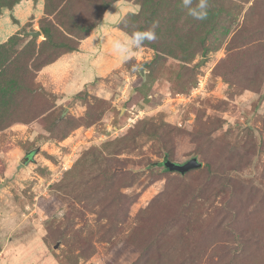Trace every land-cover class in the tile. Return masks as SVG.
I'll use <instances>...</instances> for the list:
<instances>
[{
    "label": "rangeland",
    "instance_id": "1",
    "mask_svg": "<svg viewBox=\"0 0 264 264\" xmlns=\"http://www.w3.org/2000/svg\"><path fill=\"white\" fill-rule=\"evenodd\" d=\"M41 1L10 57L43 43L23 37L46 25ZM99 1L130 12L100 36L94 16L49 79L0 57L14 87L0 93V264H264V0H211L203 21L179 0ZM154 21L156 41L109 55ZM192 158L183 174L162 165Z\"/></svg>",
    "mask_w": 264,
    "mask_h": 264
},
{
    "label": "trees",
    "instance_id": "2",
    "mask_svg": "<svg viewBox=\"0 0 264 264\" xmlns=\"http://www.w3.org/2000/svg\"><path fill=\"white\" fill-rule=\"evenodd\" d=\"M22 0H13L11 3L7 0H4L2 3H0V10L7 8V9H12L16 4H18ZM88 1L90 0H82V4H74V0H60L59 3L51 8L52 1L51 0H44V18L41 19L45 20L46 25L40 26V32L44 37L43 43L39 46H35L34 44L27 43L23 47H21L16 55L10 57L8 52L5 50L8 47L9 43L15 42L19 40V32L23 30V27L21 30L18 32V34H14L10 36L7 41L3 44H0V57L2 60L6 61V63L9 65L11 62L13 63V70H17V62L12 61L16 57H19L20 59L21 56L25 57L24 61L20 62V71H21V77L23 78H29V76L37 74L41 69L45 68L46 66H49L53 64L56 60H58L61 56L67 53L75 52L76 51V46L70 44L72 43L70 40L74 38L75 42L78 43L79 40H82L83 38L86 37V35L92 31V20L94 19V16L99 14V21H97L96 26H99L103 20V15L104 12L108 7L112 5L111 4H104L101 3L99 0H97L95 3H93L92 6H88L85 4V2L88 4ZM63 2V3H60ZM51 3V4H49ZM72 13V14H71ZM75 13V14H74ZM1 14V13H0ZM66 14L67 16H64ZM71 14V15H70ZM53 16V23H50V20H47L49 16ZM73 18L75 19L76 25L75 28L79 32H81L80 37L74 36V32L66 25L64 24L65 19L67 18ZM14 23H17L16 20L12 18ZM121 23V22H120ZM119 23V24H120ZM120 26V25H119ZM61 32L63 34H61ZM67 42V43H66ZM50 49V51H53L54 56L51 58H47L45 56L44 59L42 57L40 58V64L41 66L38 67V69L33 68V66H28V61L26 60V57H32V54H34L35 50H40V49ZM60 48H64V51L60 52ZM28 53V54H27ZM31 53V54H30ZM14 54V53H13ZM30 54V55H29ZM38 56V53L36 55H33V63L35 61H38L39 58H36ZM47 58V59H46ZM36 66V65H35ZM6 67V66H5ZM5 67H1L0 65V93H13L14 92V87L13 84L6 78V74L8 71L6 70ZM4 75V76H3ZM12 80H14V84L17 83L16 79L14 77H11ZM169 164H175L171 163L168 161V164L166 165L163 163L162 165L164 166V170L168 172H174L175 170H172L168 167ZM177 165V164H176ZM178 172V171H176Z\"/></svg>",
    "mask_w": 264,
    "mask_h": 264
},
{
    "label": "clouds",
    "instance_id": "3",
    "mask_svg": "<svg viewBox=\"0 0 264 264\" xmlns=\"http://www.w3.org/2000/svg\"><path fill=\"white\" fill-rule=\"evenodd\" d=\"M179 6L186 17L194 21H203L208 18L212 2L211 0H179ZM107 15L111 17L113 14L107 13ZM123 20L124 17H119L115 22H121ZM157 27L158 22L154 21L146 30L134 28L131 32L124 33L122 37L110 38L108 44L109 55L114 56L120 62H127L138 51L143 49L145 42H154L157 40L158 37L155 31ZM107 31H111L110 26Z\"/></svg>",
    "mask_w": 264,
    "mask_h": 264
},
{
    "label": "crops",
    "instance_id": "4",
    "mask_svg": "<svg viewBox=\"0 0 264 264\" xmlns=\"http://www.w3.org/2000/svg\"><path fill=\"white\" fill-rule=\"evenodd\" d=\"M37 1L38 0H22L11 10H3L2 15H0V44L4 43L10 36L17 34L22 28L23 24L29 19V17H31L32 15H36L37 17H39V15L41 14L43 15L42 1L36 8L35 4L37 3ZM127 12H130V7L127 4L115 3L108 7L104 12V19L102 20L97 30L98 33L96 34V36H100L101 34L105 35L107 32L109 33V31H107L108 27L110 26L112 30L114 26L119 23L115 21H117L119 17H124ZM107 13L113 15L109 17ZM12 18L17 21L16 24H13L11 22ZM57 64L58 63L55 62L49 66H46L40 71L39 74L41 76H43V74L47 75L49 79L51 77L53 68ZM96 71H103V68L98 66Z\"/></svg>",
    "mask_w": 264,
    "mask_h": 264
},
{
    "label": "water",
    "instance_id": "5",
    "mask_svg": "<svg viewBox=\"0 0 264 264\" xmlns=\"http://www.w3.org/2000/svg\"><path fill=\"white\" fill-rule=\"evenodd\" d=\"M40 32H25L23 34V37H31V38H36L40 36ZM141 75H143V71L141 70ZM168 167L172 170L178 171L179 173H185L189 170L196 169L201 167V163L197 161L196 158H192L188 162H186L184 165H176V164H169Z\"/></svg>",
    "mask_w": 264,
    "mask_h": 264
}]
</instances>
